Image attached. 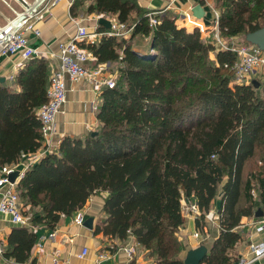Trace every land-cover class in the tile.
<instances>
[{
    "label": "trees",
    "instance_id": "obj_1",
    "mask_svg": "<svg viewBox=\"0 0 264 264\" xmlns=\"http://www.w3.org/2000/svg\"><path fill=\"white\" fill-rule=\"evenodd\" d=\"M78 5L72 4L75 14ZM216 7L225 38L244 42L242 35L264 26V0H216ZM89 9L117 13L131 36L149 41L135 47L100 22L106 34L81 42L98 64L118 61L115 85L102 89L100 129L65 135L25 171L16 187L33 226L13 225L3 257L25 262L39 239L36 226L54 229L62 214L106 191L95 234L132 235L156 264H185L182 200L197 203L202 228L223 183L218 234L200 264H232L242 217L264 211V82H232L235 53L204 40L198 27L178 25L170 13L151 26L137 0H93ZM49 74L48 60L35 56L20 69L18 89L0 86V167L42 146L37 110L48 98Z\"/></svg>",
    "mask_w": 264,
    "mask_h": 264
},
{
    "label": "crops",
    "instance_id": "obj_2",
    "mask_svg": "<svg viewBox=\"0 0 264 264\" xmlns=\"http://www.w3.org/2000/svg\"><path fill=\"white\" fill-rule=\"evenodd\" d=\"M74 1H52L50 3V11L44 18L38 19L35 23V28L39 30V33H36L34 29L26 30V35L29 37L31 45L38 51L36 57H44L48 60L49 78L58 63L55 55L58 53L59 43L70 39L77 31L74 19H80L82 23L88 26L91 32L98 31L97 27L101 17L106 18L111 24L115 20H119L117 13L106 14L90 10L89 6L93 3V0H79L77 13L75 14L72 11ZM137 2L140 7L147 11H159V15L164 13L174 15L177 24L180 26H185L188 29L198 27L204 40L211 42L213 27L217 17L216 13L220 15V9L216 7V0H137ZM12 7L17 10L23 8L19 0H0V24L5 23L14 16L15 12ZM196 7H198L197 12L194 11ZM200 24H202L203 28ZM106 26L111 29V25L108 26L106 24ZM132 31L133 29H130L123 35L131 38L135 47H146L143 44L145 40L141 42L140 38L137 39L138 34L135 37L131 36ZM99 38L98 36H92L85 41L94 42ZM136 39L137 41H135ZM144 39H148L147 42L149 41L147 36H144ZM27 61L21 56L20 52L12 55H0V86H11L18 89L17 77L20 69ZM90 64L91 66L100 65L104 67L106 73L110 75H118V61L98 64L93 56ZM67 87V100L63 105L62 111L57 115V131L52 137V150L58 148L60 140L65 135L78 137L88 134L93 135L100 129L101 125L98 118V109L102 102V91L98 92L96 85L84 78L78 80L67 79ZM18 165L20 166V164ZM222 184L219 185L218 193L211 203L210 210L217 213L221 206ZM255 194L258 196V190L255 191ZM106 195V191L92 195L83 207L86 218L94 217V226L103 215L102 208ZM1 196L2 194H0V199ZM182 204L185 222L178 231V236L186 245L182 253L185 257L189 248L195 247L203 241L200 240V243L194 236L195 231L204 233V228L206 227L209 231V236L206 238L207 245H209L218 234L219 228L217 220H206L202 228L197 226L196 215L188 211L184 203ZM262 215H244L242 217L238 225L242 236L230 249L233 259L232 264H239L251 257L250 245L264 241V229L257 230L253 223L257 217ZM13 225L14 223L11 221L10 216L0 212V239L5 241ZM30 225L33 226L32 222ZM36 228L39 232V239L32 249L31 257L25 262H16L12 259H6L0 254V264H96L98 254L102 250H109L112 255L101 264H156L155 257L150 254V251L144 245L136 242L132 235L126 240H119L102 234H95L94 228L90 229L84 224L75 223L74 213L70 215L62 214L59 224L54 229L45 225H38ZM54 231L56 232L55 235L51 236L50 233ZM128 244H134L136 247L133 258H129L125 251L121 249V247ZM118 247H120V250H117ZM84 248H87L88 252L83 256H79ZM251 264H264V255L254 260Z\"/></svg>",
    "mask_w": 264,
    "mask_h": 264
},
{
    "label": "built area",
    "instance_id": "obj_3",
    "mask_svg": "<svg viewBox=\"0 0 264 264\" xmlns=\"http://www.w3.org/2000/svg\"><path fill=\"white\" fill-rule=\"evenodd\" d=\"M52 1L56 2L58 0H19L23 8L17 10L12 7L15 15L5 23L0 24V55H12L20 52L21 56L28 60L38 54L36 48L31 45L30 39L26 35V30L34 29L36 33H39V30L35 28V23L38 19L44 18L50 11V3ZM147 16L151 26L158 23L159 11H148ZM216 16L211 42L217 48L230 50L235 53L237 59L233 65L235 77L232 82L244 83L253 80L254 76L259 74L264 68V49L257 44L240 42L237 36L225 38L221 33L219 14L216 13ZM74 21L77 31L73 37L59 43L58 53L55 55L58 63L50 75V83L47 90L48 98L37 110L41 121L43 144L35 152H22L16 163L5 164L0 170V194H2L0 212L8 214L14 224H31L32 214L23 211L21 197L16 186L18 179L23 176L25 171L39 160L42 155L53 148L52 137L57 131V115L62 111L63 105L67 100V79L78 80L84 78L95 84L98 92H101L104 86H114L116 83V76L106 73L104 67L100 65L91 66L92 52L87 47L81 45L82 41L92 36L101 37L106 33L99 30L91 32L88 26L82 23L80 19H74ZM200 26L202 27V24ZM130 29L132 27L128 26L125 22L115 20L112 22L111 29L107 33L123 35ZM14 170H19V175L15 181H11L9 175ZM189 202L186 201V198L182 200L187 210L194 213L197 217L200 214L197 203ZM217 218L218 213L212 210L205 214V219L208 221H216ZM85 220L86 213L84 208H80L74 212L75 223L83 225ZM253 223L257 230L264 229V214L261 217H257ZM55 233L54 231L50 235L53 236ZM194 236L201 243L200 240H204L209 236V231L205 227L204 233L195 231ZM4 248L5 241L4 239H0V254L2 255ZM121 249L125 251L129 258H133L136 252L134 244L125 245ZM117 250H120V247ZM87 252L88 249L84 248L79 256H83ZM250 252L252 256L239 264H251L254 260L263 256L264 241L252 243L250 245ZM111 255L112 253L109 250L100 251L96 264H101L104 260L109 259Z\"/></svg>",
    "mask_w": 264,
    "mask_h": 264
},
{
    "label": "water",
    "instance_id": "obj_4",
    "mask_svg": "<svg viewBox=\"0 0 264 264\" xmlns=\"http://www.w3.org/2000/svg\"><path fill=\"white\" fill-rule=\"evenodd\" d=\"M197 8L198 7H196L194 11L197 12ZM99 21L107 24L108 26L111 25L110 21H108L104 17H101ZM246 36L247 39L253 40L254 42H256L257 45H259L261 48L264 49V26L255 31L247 33ZM18 175H19V170H14L9 175L10 180L15 181ZM186 201H189V199H186ZM262 213L263 211H259L257 215H262ZM84 225L90 229H93L94 217L93 216L87 217L84 222ZM208 250H209V246L205 243H201L195 247L189 248L184 257L185 264H200L203 258L205 257V255L207 254Z\"/></svg>",
    "mask_w": 264,
    "mask_h": 264
},
{
    "label": "rangeland",
    "instance_id": "obj_5",
    "mask_svg": "<svg viewBox=\"0 0 264 264\" xmlns=\"http://www.w3.org/2000/svg\"><path fill=\"white\" fill-rule=\"evenodd\" d=\"M11 13H13V12L11 11ZM137 36H138L137 39L140 38L141 42L143 40H145V41H143V44L146 46L148 43L147 42L148 39H144V35H142V34H138ZM137 39L135 41H137ZM241 40L246 42V43H249V44H256V42H254L253 40L247 39L246 34L241 36ZM212 55H214V53ZM117 76L118 75H116L115 80H117ZM254 79L264 82V68L261 70V72L259 74L254 76Z\"/></svg>",
    "mask_w": 264,
    "mask_h": 264
}]
</instances>
